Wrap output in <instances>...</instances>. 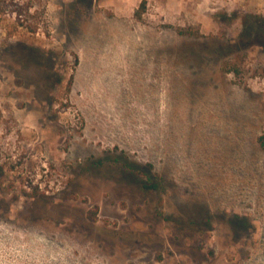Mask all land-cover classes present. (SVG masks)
<instances>
[{"label":"rangeland","instance_id":"1","mask_svg":"<svg viewBox=\"0 0 264 264\" xmlns=\"http://www.w3.org/2000/svg\"><path fill=\"white\" fill-rule=\"evenodd\" d=\"M141 1L0 0V264H264V0Z\"/></svg>","mask_w":264,"mask_h":264},{"label":"trees","instance_id":"2","mask_svg":"<svg viewBox=\"0 0 264 264\" xmlns=\"http://www.w3.org/2000/svg\"><path fill=\"white\" fill-rule=\"evenodd\" d=\"M145 5H146V2L144 0L141 1L140 5H139V8L137 10V16L138 17H140L141 13H143V11L145 10ZM147 179H148L147 181H150L149 178H147ZM144 187L147 188V189H154V188H156V185H154V184H147L146 185L145 184Z\"/></svg>","mask_w":264,"mask_h":264}]
</instances>
